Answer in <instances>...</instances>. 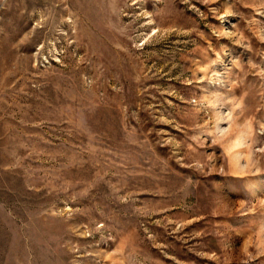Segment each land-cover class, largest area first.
Instances as JSON below:
<instances>
[{"label":"rangeland","instance_id":"374dc122","mask_svg":"<svg viewBox=\"0 0 264 264\" xmlns=\"http://www.w3.org/2000/svg\"><path fill=\"white\" fill-rule=\"evenodd\" d=\"M0 264H264V0H0Z\"/></svg>","mask_w":264,"mask_h":264}]
</instances>
